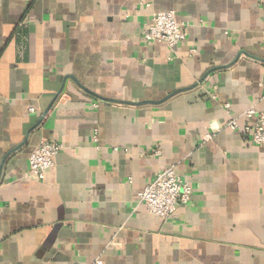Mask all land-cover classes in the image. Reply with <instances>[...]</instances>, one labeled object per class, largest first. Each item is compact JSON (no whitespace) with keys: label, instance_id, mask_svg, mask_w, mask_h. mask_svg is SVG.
<instances>
[{"label":"crops","instance_id":"1","mask_svg":"<svg viewBox=\"0 0 264 264\" xmlns=\"http://www.w3.org/2000/svg\"><path fill=\"white\" fill-rule=\"evenodd\" d=\"M152 10L186 39L145 41ZM248 108L264 111V0H0V264H264ZM45 140L63 147L34 180ZM169 166L192 193L160 219L138 199Z\"/></svg>","mask_w":264,"mask_h":264},{"label":"built area","instance_id":"2","mask_svg":"<svg viewBox=\"0 0 264 264\" xmlns=\"http://www.w3.org/2000/svg\"><path fill=\"white\" fill-rule=\"evenodd\" d=\"M147 6H149L147 4ZM187 37V23L179 21L175 10H152L143 32L147 42H161L168 47L182 43ZM193 51V50H192ZM223 108L230 110V104L225 102ZM33 110V109H31ZM248 122L242 128L243 134L256 146H264V111L248 108L242 113ZM232 129H239L236 118L228 121ZM207 139L211 138L208 134ZM62 144L54 140L40 142L30 153L28 158V177L42 180L47 170L53 165L55 156L61 151ZM191 186L182 180L173 166L161 170L145 185L139 194L138 203L160 219L169 218L178 204H186L191 198ZM94 264H102L96 260Z\"/></svg>","mask_w":264,"mask_h":264}]
</instances>
